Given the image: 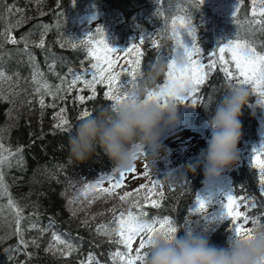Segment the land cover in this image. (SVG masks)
I'll list each match as a JSON object with an SVG mask.
<instances>
[{
    "label": "trees",
    "instance_id": "1",
    "mask_svg": "<svg viewBox=\"0 0 264 264\" xmlns=\"http://www.w3.org/2000/svg\"><path fill=\"white\" fill-rule=\"evenodd\" d=\"M238 2L239 11L233 19L232 15L221 16L205 2L198 7L197 0H0V17H3L0 19V33H3L0 35V71L5 76L0 80V97H3L0 98V144L14 153L9 157L12 166L0 168L7 186L6 194L0 190V264H123L112 255L118 250L127 251L123 245L115 243L118 237L113 234L110 238L103 232L98 233L97 227L104 224L115 228L116 224L112 221L120 211L126 212L131 207L136 212L133 204L136 195L121 201L119 196L123 194L119 188L112 196H100L98 192L83 195L82 190L86 185L94 183L102 174H111L115 166L99 146L84 162L69 158L68 138L81 121V112L87 108L95 115L112 103L104 97V85H97V97L86 100L83 105L74 99L77 95L91 94L86 88L83 92L78 91L83 88L82 82H78L71 92L65 91L72 79L69 69L83 74L87 79L92 77L94 70L91 64L95 60L88 56L87 48L79 43L84 35L92 31L99 39L95 29L102 26L110 46L121 50L133 44L140 45L144 52L141 71L146 74L154 64H166L157 57H167L174 46V40L170 39L171 20L187 13L196 27L201 62L207 64L210 54L215 52L218 55V44L227 39L238 37L252 42L258 51L264 48V31L260 30L259 25L250 23V1ZM8 6H13L11 13L6 10ZM16 9L23 11L17 12ZM158 10L162 15L157 14ZM90 18L102 19L103 22L92 23ZM8 34L19 43L12 44L7 39ZM142 35L145 41L140 44ZM41 39L44 40L42 48L38 46ZM153 39L163 47L155 49ZM184 39L190 46L192 40L187 33ZM73 43L77 46L72 47ZM120 53L122 67H127L128 57ZM29 54L34 60H29ZM211 58L216 59L217 56ZM37 71L42 75L34 80L33 74ZM166 71L167 65L155 81L141 78L137 83L142 88L156 89L157 85L165 82ZM121 79L127 78L122 76ZM44 83L49 84L52 91L57 86L61 91L55 97L48 95L42 87ZM232 84H236V81L233 80ZM37 87H40V92L36 91ZM244 87L250 96L239 117L242 135L237 145L238 161L226 168L219 178L207 181L203 172L202 152L180 160L178 166H182L181 172L174 171V179L165 173L168 170L166 167L164 170L160 163L147 160L145 163L151 168L145 183L150 179L159 181L165 193L161 207L153 208L144 200L148 190L140 192L139 202L144 205L148 219L170 217L178 229V236L191 232L203 236L213 245L226 247L228 240L234 237L233 224L230 218H220L222 205L219 201L222 197L220 195L218 199L216 188L220 187L222 192L232 189L236 197H256V208L251 207V202L247 205L241 203V211L247 212L250 217L264 215V196L259 192V170L253 167L251 161L253 147L258 148L264 141V104L257 102L260 97L250 90V86ZM230 88L224 73L217 67L197 94L204 98V102H198L195 106L178 104L180 120L188 122L203 135L210 127V112ZM42 95L45 100L43 108L39 104ZM61 95L65 97L63 100L59 99ZM53 104L55 107L50 106ZM60 108L66 109L70 131L56 127ZM206 147L207 143L204 149ZM18 148L22 149L20 153L16 152ZM4 155L7 156L8 152H4ZM21 156L22 163L17 164ZM188 163H199V166L195 172L187 171L185 166ZM103 183L106 185L110 181ZM160 190L158 186L156 191ZM197 193L204 198L211 197L204 213L190 211L195 207ZM98 196L99 199L96 198ZM151 198L158 199L155 195ZM9 199L22 209L20 226L24 230L23 239L28 242L26 248L24 245L18 246L20 236L13 235L15 212L8 206ZM113 209L115 212L111 211ZM239 222L243 223L242 220ZM31 223H37L39 227L30 228ZM260 223L264 224V218ZM252 226L251 220L244 225L247 228ZM40 229L45 231L41 233ZM142 235L146 239V234ZM55 236H59L60 240H56ZM33 239L36 244L31 243ZM138 240V244L133 246V254L139 246L140 237ZM67 244H71L74 250L69 251ZM90 256L94 259L90 260Z\"/></svg>",
    "mask_w": 264,
    "mask_h": 264
},
{
    "label": "snow or ice",
    "instance_id": "2",
    "mask_svg": "<svg viewBox=\"0 0 264 264\" xmlns=\"http://www.w3.org/2000/svg\"><path fill=\"white\" fill-rule=\"evenodd\" d=\"M74 2V0H73ZM159 2V0H158ZM204 0H197V6H201ZM240 4L237 2L234 5L232 11L233 19L237 16ZM9 13L13 11V6H8L6 9ZM17 12H22V9H16ZM158 15H162L161 12H157ZM251 24L259 25L260 30L264 31V0H251ZM259 17V19H257ZM3 17H0L2 19ZM236 23H239L236 21ZM46 27V26H45ZM95 32L99 34V39L95 37L92 31H88L84 35V39L79 41L80 44L87 48L88 56L92 57L95 62L91 64L92 72L91 79L85 78L83 74H76L72 69L69 72L72 74V79L68 82L65 91L71 92L73 88H76L78 82L83 83V88L78 89L79 92H83L86 88L90 90V95H77L74 99L80 104H84L85 101L94 100L97 97V85H104L106 91L104 97L111 101L112 106L119 105L125 101L132 100L133 103L137 102V99L132 96V89L139 87L138 80L143 78V72L141 71V58L144 56V52L141 50L140 45L133 44L130 47L118 50L115 47L110 46L106 39L105 31L102 26H98ZM187 33L191 37V45L189 46L184 39V34ZM3 35V33H0ZM7 39L12 44H17L19 41L16 40L11 34L7 35ZM21 39H24L23 37ZM171 40H174V46L171 47L170 53L167 57L159 56L158 60H164L167 65V71L165 73L166 79L162 85H157L156 89H150L145 87V95L142 98V102H156L161 107H165L169 100H175L178 104H190L192 106L197 105L198 102H204L202 96L197 94L201 91V86L209 79L210 74L219 67V70L224 73L225 80L228 81V86H250V90L258 94L260 99L258 103L264 104V48L260 51L257 50L256 46L248 40L227 39L226 42H220L217 46V53H211L209 62L204 64L201 62L200 53L201 47L197 43L196 27L192 24L190 16L187 13L184 16L174 17L171 20ZM145 41V36L140 37V44ZM152 45L155 49L159 50L163 45L152 40ZM39 47H44V40L41 39ZM63 46V45H62ZM75 43L72 47H76ZM25 51H27V43H25ZM117 52H123L126 59L127 67H121L119 71L115 68L120 59L119 56L113 57V54ZM226 54L228 58L226 59ZM216 55V59H212L211 56ZM29 60H34V57L29 54ZM51 67V66H50ZM88 71L87 68L84 69ZM42 75L38 71L33 74L35 80L37 76ZM124 76L127 79L122 80ZM4 73L0 71V80L4 79ZM235 80L236 84H232ZM38 82V81H37ZM39 83V82H38ZM42 87L47 91L48 95L57 96L61 91L60 87L57 86L55 91L51 90V86L44 83ZM37 92H40V87L36 88ZM3 98V97H0ZM63 95L59 96V99L63 100ZM211 99V97H209ZM41 108L45 107V100L43 95L39 99ZM55 107V104L50 105ZM66 109L60 108L57 116L59 122L56 127L64 131H70L71 125L65 115ZM92 113L85 108L80 115V119L91 116ZM67 126V127H65ZM140 146L136 145L134 150H139ZM22 149L18 148L17 153H20ZM4 152H8L5 156ZM14 153L4 148L3 144H0V168L4 165L9 167L12 166L9 157L13 156ZM264 141L261 142L260 146L253 147L251 161L253 167L259 170V192L261 196H264ZM23 157L16 161L17 164H21ZM144 176H149L148 168L149 165L145 163ZM134 172L135 165L133 164L128 170H121L119 168L112 169L111 174H102L92 184L86 185L82 190V194L87 196L90 192H98L100 196L107 194L112 196L115 190L124 186L126 172ZM105 180L110 181L109 187H103ZM160 187V191H156L157 187ZM162 185L159 181L149 180L146 184H141L133 192H124L123 195L119 196L121 201H126L129 197L134 194L137 199L133 202L134 207L137 209L136 212L130 207L126 212L120 211L118 215L113 218V223L116 224L115 228H109L107 225H99L97 232H103L108 237H112L113 234L118 237L115 243L123 245L127 250L126 252L117 251L113 255V258H119L123 264H145L148 250L153 243L154 239L161 237L164 239H171L177 233V227L175 222L170 217H163L162 219L152 218L148 219V213L144 210V205L139 202V193L143 189H147V194L144 196L146 204H150L153 208H160L161 201L165 198V193L162 190ZM0 190L3 193H7V186L4 183L3 172L0 171ZM232 189L222 192L220 204L222 209L220 211V218H230L233 227L232 231L236 237L250 236L251 228L244 227L248 224L249 220L252 221L253 225L261 224L260 221L264 218V215L258 214L255 217L248 216L247 212L240 211L241 203L248 204L251 202V207L256 208L257 202L256 197H236L233 194ZM153 195L158 199L151 198ZM99 199V196L96 197ZM211 197L204 198L199 193L195 197V207L190 211L196 213H204L209 207ZM8 206H10L15 212V232L13 235L20 236L18 241L19 245L27 247L28 242L23 239V229L21 228L22 209L19 208L18 204L12 199L8 200ZM91 203V201H89ZM115 212V209L111 210ZM203 215V216H207ZM215 218V217H214ZM243 221L240 223L239 221ZM52 221H50L51 226ZM157 225H159L157 227ZM30 228H38L37 223H31ZM41 233L45 229H40ZM146 234V239L144 235ZM140 237V243L133 254V242L137 237ZM56 240H60L59 236L54 237ZM31 243L36 244V240L33 239ZM64 243V241H61ZM66 247L69 251H73V246L67 244ZM51 249V246L48 250ZM147 249V250H146ZM18 250V249H17ZM93 260L94 257H89Z\"/></svg>",
    "mask_w": 264,
    "mask_h": 264
},
{
    "label": "clouds",
    "instance_id": "3",
    "mask_svg": "<svg viewBox=\"0 0 264 264\" xmlns=\"http://www.w3.org/2000/svg\"><path fill=\"white\" fill-rule=\"evenodd\" d=\"M166 64H154L143 74L147 81L165 71ZM144 88L132 89L137 99L103 108L95 115L81 119L74 134L68 138L69 158L84 162L102 148L112 164L128 170L138 158L150 157L154 162L161 151H167L163 136L180 124L178 103L169 100L165 107L156 102H142ZM249 91L244 86L231 87L209 115L211 135L202 150L203 172L207 181L221 176L226 168L239 159L237 145L242 135L239 117L249 102ZM139 145V150H134ZM199 163L186 164L187 171L195 172ZM178 231V230H177ZM145 264H264V224L253 225L250 236L230 238L226 247L213 245L208 239L191 232L177 233L171 239L157 237L151 244Z\"/></svg>",
    "mask_w": 264,
    "mask_h": 264
},
{
    "label": "rangeland",
    "instance_id": "4",
    "mask_svg": "<svg viewBox=\"0 0 264 264\" xmlns=\"http://www.w3.org/2000/svg\"><path fill=\"white\" fill-rule=\"evenodd\" d=\"M239 0H204L206 4H208L214 11L218 12L221 16H230L232 15V11L234 8V5ZM250 1V8H251V0ZM92 21V23H102L103 20H95L93 18L89 19ZM120 50V49H118ZM119 56L120 59L118 61V64L115 68L116 71H119L122 67V57L121 53L117 52L113 54V57ZM192 128H185V127H178L175 130H171L166 135H164L163 144L166 146L167 151H161L160 157L156 159L154 162L150 157L148 158H138L134 165L136 166L134 172H126L125 175V181L124 186L119 188L120 193L124 194V192H133L135 189H137L141 184H146L145 180L148 176H144L143 173L145 172V162L150 160V162L156 164L160 163L163 167L162 169L166 170L164 167H166L168 170L165 171V173L171 178L174 179L173 176L174 171L181 172V167L178 166L180 163V160L185 158L186 156L191 157V155L195 156L198 155V153L202 152L205 146V138H209L211 135V129L208 128V132L202 136L200 133L197 134L196 131L191 130ZM206 136V137H205ZM182 142H186L184 145L179 144ZM180 147V149L178 148ZM186 159V158H185ZM162 160V161H161ZM177 164V166H176ZM179 167V169H178ZM150 166L148 168V171L150 170ZM168 179V178H167ZM110 183L106 184L103 183V187H109ZM147 190V189H146ZM219 193H217L218 199L220 198V193H222V189L220 187L216 188ZM141 191H144L141 190ZM142 193V192H141ZM139 193V195L141 194ZM135 195V194H134ZM137 197V196H135ZM134 197V198H135ZM240 211L242 208L240 207ZM139 236L135 239L133 242V246L138 244ZM132 246V247H133Z\"/></svg>",
    "mask_w": 264,
    "mask_h": 264
}]
</instances>
